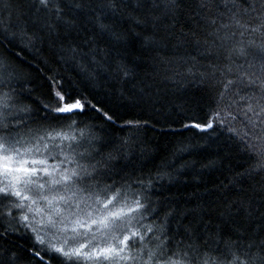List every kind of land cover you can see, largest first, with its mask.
I'll return each instance as SVG.
<instances>
[{
	"label": "snow or ice",
	"instance_id": "1",
	"mask_svg": "<svg viewBox=\"0 0 264 264\" xmlns=\"http://www.w3.org/2000/svg\"><path fill=\"white\" fill-rule=\"evenodd\" d=\"M183 4L184 0H135L134 4L133 0H0V11L8 12L7 24L0 20V43L13 45L19 39L28 47L46 37L60 61L80 68L88 82L107 75L133 106L159 102V90L154 93L150 84L133 85L132 96L123 89L136 78L139 61L155 53L150 59L162 71V80L172 84L192 80L205 89L197 101L201 111L203 105L207 107L204 121L190 117L181 126L209 138L224 129L252 161L229 181L235 185L264 174V42L243 39L246 34L264 36V0H193L192 27L177 37ZM237 35L241 39H235ZM173 38L177 39L174 48L191 43L200 56L222 62L200 70L195 56H168L167 41ZM23 79L15 61L0 55V239L28 234L32 240L28 264L32 260L36 264H264V201L256 207L246 193L224 198L215 218L201 204L181 208L166 202L161 207L162 202L149 195L155 183L165 179L173 183L182 174L179 169L176 175L164 170L166 165L145 178L121 177L118 186L112 177L119 174L115 169L119 158L113 152L101 154L105 128L76 117L89 110L107 124H115L119 117L106 110L103 100L66 89L64 81L55 77L49 78L55 85L51 100L34 98L40 111L17 106L25 93L31 98L32 89L17 91ZM178 107L184 114L193 111L186 104ZM30 123L36 127H29ZM147 123L129 120L122 127L139 130ZM132 142L130 134L117 149L125 160L123 147ZM180 144L179 152L199 147L190 141ZM218 164V159H211L202 167L216 169ZM18 259L11 255L7 264ZM0 264L5 260L0 259Z\"/></svg>",
	"mask_w": 264,
	"mask_h": 264
},
{
	"label": "trees",
	"instance_id": "2",
	"mask_svg": "<svg viewBox=\"0 0 264 264\" xmlns=\"http://www.w3.org/2000/svg\"><path fill=\"white\" fill-rule=\"evenodd\" d=\"M14 2L26 3L27 0H14ZM134 3L135 0H133ZM192 5L193 0H184L182 5L184 12L176 27L177 37L180 36L181 31L189 32L192 27L193 22L189 19ZM0 20L7 24L8 12L0 11ZM12 20L14 23L16 17L13 16ZM249 22L253 25L256 23L250 18ZM29 35H31V31ZM40 35L43 36L44 33H40ZM200 38H204L203 34ZM235 39L241 38L237 35ZM243 39L245 41L255 39L257 44L264 42V36L259 33L252 36L246 34ZM25 44L27 41L22 43L19 39L13 45L7 44L6 41L0 43V55L11 57L23 74L22 86L17 91L32 89L31 98L25 93L19 97L17 106L30 105L33 109L40 111V105L34 102V98L39 97L44 102L51 100L50 93L55 85L50 82V77H55L57 81L62 79L66 89L74 88L89 99L96 96L103 100L107 106L106 110L111 109L119 117L115 124H107L90 110L86 115L76 117V119L103 125L105 128L106 131L103 135L106 137V143L101 154L113 152L119 158L115 163V169L119 174L112 177L118 182V186L121 177L127 175L131 180L145 178L149 174L154 175L162 165H166L164 170L176 175L175 170L179 169L182 174L173 183H169L167 179L155 183L149 195L153 201H161V207L166 202H171L181 208H191L196 204H201L204 210L215 218L216 209L224 198L236 199L245 193L254 202V206L260 207V202L264 201V174L245 178L235 185L229 184L235 174L244 171L252 161L239 151L237 144L230 139L224 129H217L216 133L209 138L194 129H184L181 126L182 123L189 122L190 117H194L200 122L204 121L207 107L203 105L204 111H201V106L197 105V101L205 95V89L192 80L182 84H172L162 80V71L150 59L151 55H155V53L146 54L145 58L139 61L140 66L137 68L136 78L123 85V89L126 96H132L136 91L133 85L139 88L144 84H150L154 93L157 89L159 90V102L155 104L142 102L133 106L130 100L120 96L118 91L120 85L110 80L107 75L102 74L95 82H88L86 74L80 68L60 61L56 48L49 43L46 37L43 42L37 40L34 45L28 47H24ZM167 44L166 54L168 56H195L199 61L197 67L200 70H204V67L209 63L222 62L217 61L215 57L200 56L191 43L184 47L174 48L173 45L177 44L176 38L167 41ZM17 54L19 55L18 59ZM164 54L161 53V55ZM158 71H161V75H157ZM181 104H186L193 111L187 114L182 113L178 107ZM129 120L147 121L148 123L147 126L139 130L122 127L125 121ZM236 126L241 127L240 124ZM29 127L35 128L36 125L30 123ZM22 131H26V129ZM97 131L99 132V129ZM130 134L133 136V142L123 147V153L128 157L125 160L117 149L121 148L122 141L127 139ZM182 140L185 143L190 141L199 147L190 153L179 152ZM211 159L219 160L217 168H203L202 165ZM185 165L187 166L182 167ZM105 182L111 183L112 181L106 180ZM218 185H223V187L218 188ZM261 210L264 211V208ZM205 218L207 219V216ZM150 222L145 221V223ZM0 231L3 229L0 228ZM181 238L182 234L176 236L177 240ZM31 247L32 240L28 234L9 235L5 239H0V259L5 260V264H7L8 257L15 255L19 258L16 264H28ZM32 264H36V261L32 260Z\"/></svg>",
	"mask_w": 264,
	"mask_h": 264
}]
</instances>
